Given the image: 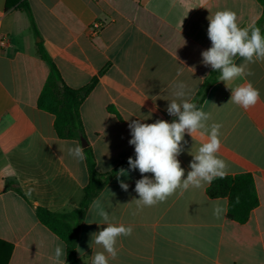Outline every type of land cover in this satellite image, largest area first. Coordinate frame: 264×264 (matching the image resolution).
<instances>
[{"label": "crops", "instance_id": "0c3cea01", "mask_svg": "<svg viewBox=\"0 0 264 264\" xmlns=\"http://www.w3.org/2000/svg\"><path fill=\"white\" fill-rule=\"evenodd\" d=\"M225 9L237 13L240 27L256 26L264 16L258 0H0V37H7L0 45V241L12 246L8 264H56L57 246L66 254L65 243L39 222L36 210L77 209L89 182L86 161L68 154L80 142L60 139L54 115L37 106L50 73L37 45L43 43L69 87L81 89L97 79L80 117L98 171L109 173L135 153L129 123L177 119L166 111L174 82L187 84L194 101L213 70L201 56L211 47L208 17ZM96 22L103 28L93 36ZM249 70L252 75L228 87L215 83L200 107L211 114L209 125L222 124L217 155L228 165L226 175L248 173L254 179L259 205L249 220H229L227 211L214 216L217 205L228 208V199L209 197V183L138 209L135 183L142 176L127 165L119 179L128 190L121 189L117 172L95 198L114 223L133 228L118 239V256L109 257V264H264V61ZM248 82L259 90L260 101L244 110L229 101L231 88ZM184 140L178 159L186 178L206 136L186 133ZM91 206L77 244L85 264L103 251L93 234L107 226Z\"/></svg>", "mask_w": 264, "mask_h": 264}, {"label": "clouds", "instance_id": "9594fccd", "mask_svg": "<svg viewBox=\"0 0 264 264\" xmlns=\"http://www.w3.org/2000/svg\"><path fill=\"white\" fill-rule=\"evenodd\" d=\"M208 20L207 36L211 47L202 51V63L218 71L219 81L225 82L226 86L228 82L252 75L249 65L264 61V35L261 29L254 24L240 27L237 13L229 9L216 11ZM237 57L242 58L243 63L237 64ZM171 87L174 99L169 101L166 111L177 119L172 122L157 119L154 123H143L141 120L129 123V144L134 146L135 159L129 157L128 165L129 170L138 169L142 176L135 183L139 199L134 200L141 210L166 201L178 190L182 195L189 188H200L204 183L223 178L228 171L227 163L217 155L221 148L222 124H208L211 114L191 102L193 90L187 84L174 82ZM259 101L260 92L251 82L231 88L229 102L244 110L255 107ZM186 133L192 138L195 134L206 136V141L192 155L193 160L189 164L191 170L184 178L185 169L181 167L178 156L184 150L183 144L187 143L184 140ZM68 154L78 161L86 159L80 144L68 148ZM147 173L154 174L153 178L144 175ZM125 174V170L120 169L117 179L121 189L127 191L129 185L119 179ZM91 208L107 225L93 234L94 243L102 246L103 251L93 255L92 264H109V257L114 260L118 256V239L130 236L133 228L114 223L100 198L92 202ZM226 211V208L217 205L213 214L219 218ZM65 256L63 247L57 246L54 251L56 264H65V259L61 262V257Z\"/></svg>", "mask_w": 264, "mask_h": 264}, {"label": "trees", "instance_id": "16d2710c", "mask_svg": "<svg viewBox=\"0 0 264 264\" xmlns=\"http://www.w3.org/2000/svg\"><path fill=\"white\" fill-rule=\"evenodd\" d=\"M258 1L264 6V0ZM20 6L27 14L32 29L39 36L28 4L23 1ZM263 24L264 16L256 24V27L261 29L262 35L264 34ZM37 48L39 57L48 64L50 69L48 78L39 95L37 106L39 109L54 115V129L60 139L80 142L86 156L89 182L84 188V196L77 209L65 213H53L38 208L36 216L41 224L65 243L67 264H85L79 258L77 252L80 225L97 195L120 169L128 165L129 157L135 159V153L123 160L109 173L98 171L96 157L89 144L80 117V107L95 87L97 79L92 80L89 85L81 89L69 87L64 82L57 65L45 50L43 43H39ZM219 75L218 71L212 70L209 77L204 81L193 101L198 108L203 104L208 90L219 81ZM206 193L211 198L226 197L228 199L227 218L239 224H245L249 220L251 212L259 205L254 179L248 173L216 178L209 183ZM0 244V264H8L12 246L3 241H0Z\"/></svg>", "mask_w": 264, "mask_h": 264}, {"label": "built area", "instance_id": "2783aa9c", "mask_svg": "<svg viewBox=\"0 0 264 264\" xmlns=\"http://www.w3.org/2000/svg\"><path fill=\"white\" fill-rule=\"evenodd\" d=\"M103 28V25L101 23H94L93 26L91 27V35H97ZM7 44V37L2 36L0 37V45L5 46Z\"/></svg>", "mask_w": 264, "mask_h": 264}]
</instances>
